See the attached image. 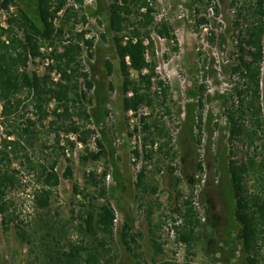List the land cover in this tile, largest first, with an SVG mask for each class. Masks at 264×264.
I'll use <instances>...</instances> for the list:
<instances>
[{
    "label": "rangeland",
    "instance_id": "374dc122",
    "mask_svg": "<svg viewBox=\"0 0 264 264\" xmlns=\"http://www.w3.org/2000/svg\"><path fill=\"white\" fill-rule=\"evenodd\" d=\"M15 1L17 9L36 16L37 0ZM150 1L157 22L169 23L176 41L156 32L152 35L157 72L168 92L164 99L159 90L154 106L145 110L149 112L148 131L135 128L133 118L124 109L123 77L114 34L109 28V1H67L66 8H72L78 17L69 22L66 30H85L86 37L94 39L93 57L86 50L83 56L85 71L94 86L89 89L81 81L82 101L93 118L87 124L77 117L75 120L95 133L87 145L79 146L62 130L58 143L56 132L49 126L52 116L39 122L32 112L25 111L38 121L35 144L23 149L12 161L0 162V167L14 176L8 197L18 217L16 223L29 233H36L34 239L40 241L39 236L45 232L43 220L51 219L67 224L69 232L64 243H91L80 226L84 208L81 200L75 198L74 186L89 185L90 171H96L99 181L107 171L108 197L117 214L111 245L115 264H247L241 250L231 244L238 224L228 166L231 160H248L255 151L258 160H262L264 147L257 151L243 137L231 139L229 115L234 109H246L250 99L240 94L247 87L246 80L233 73L240 57L238 8L233 0ZM61 23L59 18L57 26ZM42 45L60 52L63 42L56 39L43 41ZM150 56L153 59L152 53ZM34 69V64H30L29 71ZM262 78L263 131L258 145L264 144V63ZM54 106L52 103L50 109ZM245 118L250 125L249 114ZM5 135L3 128L1 136ZM68 139L76 146L70 145ZM151 139L156 141L155 146ZM98 141L105 154L99 160H86L89 152L101 151ZM55 159L61 184L54 189L50 209L42 210L34 201L43 185L40 165ZM199 162L203 163V170L197 168ZM68 165L74 168L72 178L63 176ZM260 181L254 175L248 177L253 189L264 185ZM187 201L201 220L190 242L181 239ZM125 225L138 235V242L133 244L135 255L122 242ZM11 227L5 229L0 218V264H47L42 249L22 242L15 224ZM156 242L162 245L163 252L157 250ZM260 256L259 264H264V249ZM102 264L108 263L104 260Z\"/></svg>",
    "mask_w": 264,
    "mask_h": 264
},
{
    "label": "trees",
    "instance_id": "16d2710c",
    "mask_svg": "<svg viewBox=\"0 0 264 264\" xmlns=\"http://www.w3.org/2000/svg\"><path fill=\"white\" fill-rule=\"evenodd\" d=\"M68 0H37L36 16L19 8L16 15L9 19V26H0V162L12 161L19 152L35 144L37 122H44L52 116L50 128L56 132L60 143V131L67 135L76 134L78 141L87 145L89 137L95 131L86 124L93 118L90 110L83 104L81 81L84 80L89 89L93 82L85 71L84 52L93 57L94 39L87 38V31L75 33L73 27L66 30L69 22L78 17L72 8H66ZM110 8V31L114 34V43L119 58L123 77L122 91L124 109L138 111L144 106L153 107L155 98L160 91L164 99L168 87L160 79L155 60L153 33L176 41V36L169 23L157 22L150 0H108ZM4 6L15 0H4ZM238 8L236 24L239 29V62L233 67V73L246 80L247 87L240 94L250 97L246 109H234L229 115L231 124V139L243 137L250 147L258 151L264 144L262 140L263 107L262 83L264 63V0H233ZM61 24H55V19L62 12ZM85 20V17H83ZM68 36V37H67ZM63 42L62 51L56 54V63L50 69L61 73V81L55 82L50 73L39 75L29 71L32 59L40 56L43 41ZM152 53V58L150 54ZM110 67V66H109ZM160 90V91H159ZM156 96V97H155ZM55 103L53 109H50ZM32 108V109H30ZM25 111L32 112L37 120L28 117ZM249 114L250 125L246 124L245 115ZM97 116V113L95 114ZM86 122L78 124V120ZM145 131L150 130L147 116L142 118ZM5 129V136H1ZM153 133H150L152 136ZM147 140V139H146ZM73 147L74 141H67ZM101 151L89 152L86 160H99L105 154L104 146L98 141ZM151 144L157 143L151 139ZM65 150V147H62ZM163 149L162 146L159 147ZM258 153L241 162L231 160L228 170L231 175L234 195V215L238 229L233 231L231 244L243 253L247 264L261 263V252L264 249V185L253 189L248 183V177L254 175L264 184V158L258 160ZM43 185L35 194L36 207L49 210L54 197V189L61 184L62 175L58 171V159L49 164H41ZM197 168L203 170V163ZM74 168L67 166L63 176L72 178ZM103 179H97L96 171H90L87 186L75 185V198L81 200L84 214L81 223L82 230L90 236L91 243L65 242L68 234L66 223L43 220L45 232L34 239V234L16 223L17 214L13 201L8 197L9 188L14 183V176L4 167H0V218L7 230L15 224L17 235L22 242L42 249L41 254L48 259L47 264H115L113 247L117 214L108 194L105 182L107 171L102 173ZM143 181V174H140ZM84 200L86 202H84ZM188 202V211L184 215L185 230L181 239L185 242L194 240L201 220ZM189 225L190 227H186ZM178 229V227H177ZM138 235L125 225L122 242L126 250L135 255L133 244L137 243ZM159 252L163 247L156 242ZM40 254V255H41ZM39 257V256H38ZM40 258V257H39ZM141 264V263H138ZM165 264H176L167 261Z\"/></svg>",
    "mask_w": 264,
    "mask_h": 264
},
{
    "label": "built area",
    "instance_id": "2783aa9c",
    "mask_svg": "<svg viewBox=\"0 0 264 264\" xmlns=\"http://www.w3.org/2000/svg\"><path fill=\"white\" fill-rule=\"evenodd\" d=\"M3 1L4 0H0V26L3 28H7L9 26V22H8L9 19L13 17L14 15H16L18 9H17V6L12 3L8 7H5ZM62 13L63 11L60 12L59 17L55 19L56 26L58 24L59 18L62 16ZM40 52H41L40 56H38L35 59H32V61L30 62V64H34L35 66L34 71H36L39 75H44L49 72L52 79L55 82H60L61 73L56 68L52 70L50 69L56 63L54 48L49 47L47 45H41ZM145 110H148L147 106L142 107L138 111L134 109L128 110V113L133 118V122L135 123L134 127L137 129L138 128L141 129L143 127L142 118L149 114V112ZM0 118H2V105L1 104H0ZM67 136L71 138L72 140L77 141L79 146L83 145L81 142H78V138L76 134H69Z\"/></svg>",
    "mask_w": 264,
    "mask_h": 264
}]
</instances>
